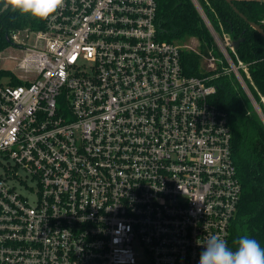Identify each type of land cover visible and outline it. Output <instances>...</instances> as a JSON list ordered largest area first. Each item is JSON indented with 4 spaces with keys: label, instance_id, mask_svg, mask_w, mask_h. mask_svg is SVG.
<instances>
[{
    "label": "built area",
    "instance_id": "built-area-1",
    "mask_svg": "<svg viewBox=\"0 0 264 264\" xmlns=\"http://www.w3.org/2000/svg\"><path fill=\"white\" fill-rule=\"evenodd\" d=\"M156 11L65 0L11 34L25 54L0 83V264H198L210 236L229 244L242 185L228 116Z\"/></svg>",
    "mask_w": 264,
    "mask_h": 264
},
{
    "label": "trees",
    "instance_id": "trees-1",
    "mask_svg": "<svg viewBox=\"0 0 264 264\" xmlns=\"http://www.w3.org/2000/svg\"><path fill=\"white\" fill-rule=\"evenodd\" d=\"M156 0V24L161 40L186 45L197 38L200 50L181 49L183 72L189 76L206 77L216 91L211 101L228 116L232 131V153L242 185V195L229 230V244L247 234L264 246V121L242 82L215 42L214 31L224 40L243 38L237 50L226 45L232 62L238 67L251 96L264 117V38L241 18L225 0ZM249 21L264 30V0H231ZM46 20L0 11V52L12 44L10 36L17 30H40ZM209 24V25H208ZM202 53V54H201ZM212 53L216 68L206 69L203 55ZM246 65V71L240 64ZM12 71L0 67V83ZM15 85L19 80L13 81Z\"/></svg>",
    "mask_w": 264,
    "mask_h": 264
},
{
    "label": "clouds",
    "instance_id": "clouds-1",
    "mask_svg": "<svg viewBox=\"0 0 264 264\" xmlns=\"http://www.w3.org/2000/svg\"><path fill=\"white\" fill-rule=\"evenodd\" d=\"M65 0H0V11L46 20L63 8ZM229 246L219 235L207 238L198 264H264V246L247 234L239 236Z\"/></svg>",
    "mask_w": 264,
    "mask_h": 264
},
{
    "label": "rangeland",
    "instance_id": "rangeland-1",
    "mask_svg": "<svg viewBox=\"0 0 264 264\" xmlns=\"http://www.w3.org/2000/svg\"><path fill=\"white\" fill-rule=\"evenodd\" d=\"M212 32L215 36V37L214 36L213 37H214L217 45H218V42L216 39H218V41H220L222 43V45L225 46L226 40L225 41L221 40L214 31H212ZM17 36H18V40L20 42L23 41L26 46H33L36 43V33L34 31L30 32L29 37H27V32H24V31L17 32ZM185 44H186V48H188V49H192V50H195L197 52L200 50V42L197 38H190L186 41ZM218 47H219V45H218ZM24 54H25L24 51H21L19 48H17L13 44H11L6 49H4L3 51L0 52V67L1 68H7V69H13L15 66V61H14L13 57H16L17 59H21L24 56ZM206 69L208 70L207 66H206ZM254 102H255V100H254ZM257 107H258V105H257Z\"/></svg>",
    "mask_w": 264,
    "mask_h": 264
},
{
    "label": "water",
    "instance_id": "water-1",
    "mask_svg": "<svg viewBox=\"0 0 264 264\" xmlns=\"http://www.w3.org/2000/svg\"><path fill=\"white\" fill-rule=\"evenodd\" d=\"M195 5L201 10L200 6H199V3L197 0H192ZM226 2H228L230 4V6L233 8V10L241 17L243 18L251 27H253L254 29H256L260 34L261 36L264 38V30L263 28L261 27V25L257 24V23H254L252 21H249L248 18L238 10V8L231 2V0H225ZM202 12V10H201ZM209 25V24H208ZM213 33V32H212ZM214 35V34H213ZM215 37V36H214ZM229 40V43H230V46L234 49V50H237L240 46V43L243 41V38L241 39H237V40H231L230 38H228ZM256 103V102H255ZM255 107H256V110L259 112V114L261 115L263 121H264V117L262 115V112L261 110L257 107V104H254Z\"/></svg>",
    "mask_w": 264,
    "mask_h": 264
}]
</instances>
